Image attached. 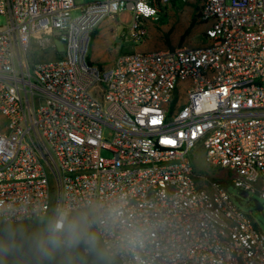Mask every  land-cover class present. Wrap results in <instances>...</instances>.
Segmentation results:
<instances>
[{"label": "built area", "instance_id": "2783aa9c", "mask_svg": "<svg viewBox=\"0 0 264 264\" xmlns=\"http://www.w3.org/2000/svg\"><path fill=\"white\" fill-rule=\"evenodd\" d=\"M172 1L0 0V222L89 211L107 264H264L228 193L264 200V0H203V45L89 59L104 20L143 41ZM42 36L63 49L32 62Z\"/></svg>", "mask_w": 264, "mask_h": 264}, {"label": "rangeland", "instance_id": "374dc122", "mask_svg": "<svg viewBox=\"0 0 264 264\" xmlns=\"http://www.w3.org/2000/svg\"><path fill=\"white\" fill-rule=\"evenodd\" d=\"M93 1L100 0H74L75 5H81ZM180 2V6L172 8L170 4L162 7L159 17L156 20H152L151 24L160 39V41L171 47L172 43H193L197 37L202 33V25L199 20V13L201 9V0L191 2L186 0ZM78 14L77 11H72V17ZM121 16V15H120ZM116 17L115 19H106L105 25L101 24L94 31L90 45H89V56H92L93 60L99 61L103 66H107L114 56L128 52L136 51V49H144V51L150 50V46L153 45L156 34L150 27L148 29L147 40L143 41H132L128 37L129 25L125 22H121V19L126 20V15L122 17ZM194 19V26L186 31L189 21ZM4 22L0 16V25ZM186 31V33H185ZM167 38H164V35ZM43 37V36H42ZM46 39V38H45ZM43 37L45 49L39 50L36 48L31 49L30 60L32 62H43L52 60L59 56L60 51L63 49V45L58 41H53L50 38L46 40ZM109 130H104V136L108 137ZM104 157L107 153L103 152ZM191 165L195 172L201 175H208L209 171L204 163V149L201 144L191 151L190 155ZM228 193L231 196V201L235 206L245 213H248L254 219L257 228L264 234V200L260 199L258 195L250 193L248 199H240L238 197L237 190L229 186ZM262 206V211L258 212L255 209V204ZM84 213H74L71 217H77L90 213L89 211H83ZM88 214H86L88 216ZM11 224L18 230H23L27 233L34 231L44 232L46 234L47 218L40 221L34 222H19V223H3L0 222V235H3L5 227ZM83 245L79 247H61L58 249H52L49 252L50 264H94L96 263L95 258L92 254L86 253ZM0 264H44V257L34 258L33 262H29L26 256L20 252L10 251L8 253L0 254Z\"/></svg>", "mask_w": 264, "mask_h": 264}, {"label": "clouds", "instance_id": "9594fccd", "mask_svg": "<svg viewBox=\"0 0 264 264\" xmlns=\"http://www.w3.org/2000/svg\"><path fill=\"white\" fill-rule=\"evenodd\" d=\"M92 225L86 214L71 218L60 216L49 225L46 234L27 233L8 224L0 235V254L15 251L39 259L49 255L50 249L83 245L94 256L96 264H105L108 249Z\"/></svg>", "mask_w": 264, "mask_h": 264}, {"label": "crops", "instance_id": "0c3cea01", "mask_svg": "<svg viewBox=\"0 0 264 264\" xmlns=\"http://www.w3.org/2000/svg\"><path fill=\"white\" fill-rule=\"evenodd\" d=\"M191 2H195V1H197V0H190ZM202 2H203V0H201V5H202ZM181 4H180V2L178 1V0H174V1H172L171 3H170V6L174 9V8H178L179 6H180ZM162 7L163 6H160V11H161V9H162ZM160 14V13H159ZM121 15V16H120ZM119 16L120 17H122L123 15H126V20H123V19H121V22H125V23H127L128 25L130 24V15H129V13H121ZM119 16H118V18H119ZM105 22H107V20H104L103 22H102V26H104L105 25ZM201 22V21H200ZM152 22L150 21V20H148V21H146V28H147V35H148V29H149V27H150V30H152L153 29V31L155 32V34H156V39H154V42H153V45H151L150 46V50H148V51H165V50H167V49H172V48H175V47H178V46H181V45H187V46H191V47H196V46H200V45H203V42H204V31H205V29L207 28V25L205 24V23H202L201 22V25H202V27H203V29H202V33L199 35V37H197V39H195V41L193 42V43H182V44H176L175 45V43L173 42L172 43V45H171V47H168L167 45H165V44H163L161 41H160V39H159V37H158V35H157V33H156V31H155V29H154V26L151 24ZM194 26V19L192 18L190 21H189V24H188V26H187V29H186V31H188V29L189 28H191V27H193ZM186 31H185V33H186ZM147 36H146V38L144 39L145 41H144V43L145 42H148V40H147ZM164 38L166 39L167 38V35L165 34L164 35ZM135 51V50H134ZM136 51L137 52H147V51H144V49H136ZM128 52H133V51H128ZM128 52H125V53H128ZM125 53H122V54H125ZM122 54H119V55H122ZM119 55H117V56H114L113 58H112V61L107 65V66H103L98 60L97 61H95V60H93V58H92V56H89V59L92 61V62H94L95 64H97V65H100V66H103V67H108V66H111L113 63H114V61H115V59L119 56Z\"/></svg>", "mask_w": 264, "mask_h": 264}, {"label": "trees", "instance_id": "16d2710c", "mask_svg": "<svg viewBox=\"0 0 264 264\" xmlns=\"http://www.w3.org/2000/svg\"><path fill=\"white\" fill-rule=\"evenodd\" d=\"M212 175H213V174H212ZM214 176H215V175H214ZM216 176H217V177H221V176H219V174H217ZM222 184H223L224 187L227 186V185H226L227 183H225V181H223ZM51 250H52V249H50V251H51ZM34 258H35V257H32V256H26V259H27L29 262H31V263L33 262ZM50 261H51V259H50V256H49V255H47V256L44 257V264H50ZM94 264H96V263H94ZM105 264H107L106 261H105Z\"/></svg>", "mask_w": 264, "mask_h": 264}, {"label": "water", "instance_id": "95a60500", "mask_svg": "<svg viewBox=\"0 0 264 264\" xmlns=\"http://www.w3.org/2000/svg\"><path fill=\"white\" fill-rule=\"evenodd\" d=\"M239 196H240L242 199H246V198L248 197V195H247L246 192L240 193ZM255 209H256L258 212H261V211H262V206L256 203V204H255Z\"/></svg>", "mask_w": 264, "mask_h": 264}]
</instances>
